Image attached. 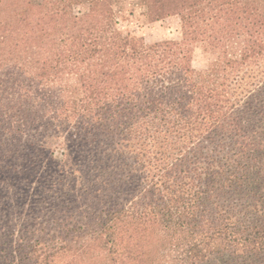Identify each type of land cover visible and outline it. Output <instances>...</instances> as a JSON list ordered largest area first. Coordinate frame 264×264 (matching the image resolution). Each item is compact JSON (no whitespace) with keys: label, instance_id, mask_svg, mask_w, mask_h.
<instances>
[{"label":"trees","instance_id":"16d2710c","mask_svg":"<svg viewBox=\"0 0 264 264\" xmlns=\"http://www.w3.org/2000/svg\"><path fill=\"white\" fill-rule=\"evenodd\" d=\"M144 3L0 0V264H264V0Z\"/></svg>","mask_w":264,"mask_h":264},{"label":"rangeland","instance_id":"374dc122","mask_svg":"<svg viewBox=\"0 0 264 264\" xmlns=\"http://www.w3.org/2000/svg\"><path fill=\"white\" fill-rule=\"evenodd\" d=\"M119 6L115 26L122 32H129L146 43L181 38L180 20L176 15L151 21L146 16L144 0H120ZM213 58L214 54L204 51L201 45L193 46L191 62L195 69H205Z\"/></svg>","mask_w":264,"mask_h":264}]
</instances>
